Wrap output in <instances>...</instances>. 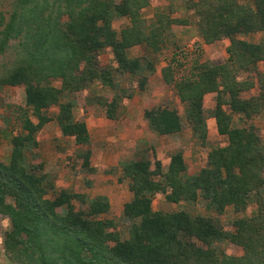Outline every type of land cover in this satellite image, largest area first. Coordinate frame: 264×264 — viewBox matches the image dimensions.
I'll use <instances>...</instances> for the list:
<instances>
[{"label":"trees","instance_id":"obj_1","mask_svg":"<svg viewBox=\"0 0 264 264\" xmlns=\"http://www.w3.org/2000/svg\"><path fill=\"white\" fill-rule=\"evenodd\" d=\"M140 1L12 0L7 18L0 13V56L10 42L18 40L12 47L17 58L0 68V86L23 87L26 104L22 129L27 135L13 140L10 162L0 163V216L10 222L5 250L13 264H264V201L254 216L235 220L231 232L183 211L151 209L153 196L163 194L168 203H195L201 197L220 214L227 206L239 212L248 193L264 187V147L248 123L264 109V72L257 73L259 95L250 99L240 94L251 90L253 81L237 80L240 72L255 71L256 63L264 61V40L251 43L243 39L264 33V0H254L252 7L238 0H199L190 7L205 42L228 40V57L219 65L194 62L178 80L169 62L161 70L162 80L175 90L184 119L202 140L203 97L216 93L212 115L219 134L228 136L230 144L213 150L205 168L187 180L180 152L171 157L166 172L158 161L152 168L145 158L123 164V177L132 194L123 207L127 237L115 223L100 219L109 210L106 198L89 200L62 191L52 200L45 199L44 178L24 170L21 150L34 144L32 134L51 120L41 112L52 106L58 108L56 122L62 136L74 137L78 145L89 143L85 124L73 117L75 104L70 99L61 102L64 96L99 83L114 94L100 103L107 118L115 119L119 96L114 72L138 77V87L144 90L155 71L156 56L167 47L171 26L187 21H164L158 15L146 27L141 18L146 3ZM127 18L129 24L119 32L111 28L115 19ZM106 49L112 53L114 67L100 65L99 57ZM136 49L144 54L131 56ZM52 81H59L60 88L53 87ZM224 106L246 121L243 129L233 127ZM29 111L38 116L37 125L26 119ZM143 117L156 135L170 136L182 130L183 117L174 108H151ZM88 156L83 154L84 165ZM72 199L84 209L75 211ZM224 242L240 247L243 254L227 255L218 245Z\"/></svg>","mask_w":264,"mask_h":264},{"label":"rangeland","instance_id":"obj_2","mask_svg":"<svg viewBox=\"0 0 264 264\" xmlns=\"http://www.w3.org/2000/svg\"><path fill=\"white\" fill-rule=\"evenodd\" d=\"M12 0H0V13L5 19ZM119 3L121 0H112ZM140 1V0H139ZM199 0H141L145 4L141 9V18L146 27H150L161 15L167 19L187 21L185 25H172L167 47L158 54L155 71L147 78L143 91L138 87V77L114 72L119 102L115 119H108L101 101H109L113 97L110 89L94 83L85 91L70 97L64 96L61 102L69 99L75 104L73 117L77 122L86 126L89 143L78 145L74 137H65L60 133L56 122L58 108L52 106L41 112L49 120L40 130L35 131L34 144L27 145L21 150L20 159L24 170L34 176L44 178L47 184L45 199H54L60 192L66 191L74 195H83L86 199L94 200L98 197L106 198L109 206L107 214L100 219L112 221L117 229L127 237L128 223L123 218L124 204L130 201L132 194L128 190L129 181L123 177L122 165L142 158L148 159L153 168L155 162L161 164L166 172L171 157L180 152L187 168L184 180L196 176L208 163L209 154L215 149L229 146L228 136L220 135L212 113L216 105V93L204 95L202 106L205 123L204 140L193 134V130L184 119V109L176 97L175 90L164 84L161 70L170 62L172 75L175 80L183 78L189 72V66L194 62L219 65L226 61L228 40L208 44L197 29L198 18L190 7ZM241 5L252 7L254 0H238ZM129 24V19H115L111 28L119 32ZM1 29V28H0ZM248 42L259 43L264 40V33L244 37ZM18 42H10L11 46L5 54L0 56V68L6 63L11 64L17 58V50L12 47ZM144 52L136 49L131 56H141ZM101 66H113V56L106 49L99 57ZM8 65L7 67H9ZM1 71V70H0ZM264 72V61L255 65V71L240 72L238 81H253L254 87L240 94L242 99H250L259 95L260 89L257 73ZM51 85L60 88L59 81H52ZM66 97V98H65ZM25 92L23 87L9 85L0 86V163L10 162L15 138L27 135L22 129V110L25 109ZM155 107H169L178 111L183 117L182 130L174 135L159 136L148 129L144 120L145 110ZM223 110L230 115L233 127L243 129L246 121L229 111L228 106ZM33 125L40 121L38 116L29 111L25 114ZM243 116V115H240ZM249 125L264 147V109L249 120ZM88 153L87 164L84 165L83 154ZM190 178V179H191ZM243 208L236 212L234 206L225 207L220 214L212 210L207 201L201 197L195 203H168L163 194H155L151 200L154 212L183 211L191 216L203 217L224 231H233V223L237 219H245L257 214L264 201V187L248 193ZM8 201V199H7ZM75 211L84 209L80 202L72 199ZM11 230L9 219L0 216V264H13L10 252L5 250L7 233ZM124 237V238H125ZM221 251L231 256H241L240 247L228 242L218 243Z\"/></svg>","mask_w":264,"mask_h":264}]
</instances>
